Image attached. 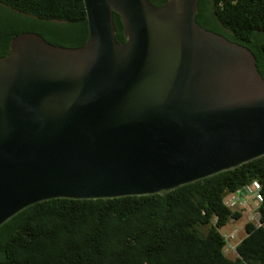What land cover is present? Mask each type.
I'll return each instance as SVG.
<instances>
[{
	"label": "water",
	"instance_id": "95a60500",
	"mask_svg": "<svg viewBox=\"0 0 264 264\" xmlns=\"http://www.w3.org/2000/svg\"><path fill=\"white\" fill-rule=\"evenodd\" d=\"M84 4L83 47L24 33L0 58V228L42 202L162 196L264 156L256 58L201 28L198 0Z\"/></svg>",
	"mask_w": 264,
	"mask_h": 264
},
{
	"label": "trees",
	"instance_id": "16d2710c",
	"mask_svg": "<svg viewBox=\"0 0 264 264\" xmlns=\"http://www.w3.org/2000/svg\"><path fill=\"white\" fill-rule=\"evenodd\" d=\"M161 7L167 0H150ZM205 30L244 45L264 78V0H198ZM118 43L126 41L114 14ZM36 33L64 48L88 40L84 0H0V58L12 40ZM260 182L264 223V156L160 196L56 199L29 207L0 228V264H264V227L244 226L237 256L223 254L218 230L240 213L225 194Z\"/></svg>",
	"mask_w": 264,
	"mask_h": 264
},
{
	"label": "built area",
	"instance_id": "2783aa9c",
	"mask_svg": "<svg viewBox=\"0 0 264 264\" xmlns=\"http://www.w3.org/2000/svg\"><path fill=\"white\" fill-rule=\"evenodd\" d=\"M260 185V182L254 179L252 182L230 191L223 197L222 203L225 208L236 211L241 215L239 219L230 220L232 227H234L228 230L227 234L222 235L224 241L223 254L227 257L237 256L236 246L244 236L243 230L246 224H251L254 227H264L257 209L263 201Z\"/></svg>",
	"mask_w": 264,
	"mask_h": 264
},
{
	"label": "rangeland",
	"instance_id": "374dc122",
	"mask_svg": "<svg viewBox=\"0 0 264 264\" xmlns=\"http://www.w3.org/2000/svg\"><path fill=\"white\" fill-rule=\"evenodd\" d=\"M234 227V226H233ZM232 223L229 221V223L222 229L218 230V232L221 234V235H225L228 233V230L232 229ZM234 256H231V258H233Z\"/></svg>",
	"mask_w": 264,
	"mask_h": 264
}]
</instances>
